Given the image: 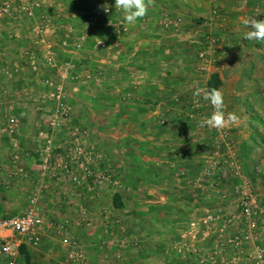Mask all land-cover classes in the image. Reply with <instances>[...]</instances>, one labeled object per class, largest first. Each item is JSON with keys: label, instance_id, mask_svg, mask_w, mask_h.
Segmentation results:
<instances>
[{"label": "crops", "instance_id": "1", "mask_svg": "<svg viewBox=\"0 0 264 264\" xmlns=\"http://www.w3.org/2000/svg\"><path fill=\"white\" fill-rule=\"evenodd\" d=\"M98 1L42 0L34 17L0 16V212L21 211L40 185L38 129L54 116L58 95L70 113L59 142L72 125L91 128L108 159L112 148L119 185L83 194L91 227L81 224L75 205L53 186L40 191L50 219L41 228V243L26 247L25 262L76 264L70 258L72 245L56 227L67 221L87 245L91 264H121L120 253L129 264H210L198 256L217 255L220 244L190 223L205 213L203 204L223 200L224 177L206 179L202 173V150L208 147L198 117L185 108L182 89L190 69L180 58L184 49L161 43L180 35L143 31V20L127 24L115 0ZM105 4L108 14L102 12ZM17 151L31 156L13 160ZM21 168L30 178L4 190V182ZM213 182L215 189L209 188ZM114 190L123 202L119 207ZM141 190L144 204L124 205L127 196L137 198ZM107 219L115 225L113 239L101 246L110 238L102 226ZM123 237L136 246L123 247Z\"/></svg>", "mask_w": 264, "mask_h": 264}, {"label": "rangeland", "instance_id": "2", "mask_svg": "<svg viewBox=\"0 0 264 264\" xmlns=\"http://www.w3.org/2000/svg\"><path fill=\"white\" fill-rule=\"evenodd\" d=\"M252 18L264 20V0H155V5L140 18L144 22L143 31L150 30L163 36L171 33L180 35L164 39L161 43L166 47L175 42L184 49L180 58L190 69L184 76L187 85L182 89L187 99L185 108L190 110L191 116L198 117V129L200 135L206 138L204 144L208 147L202 150V161L205 160L202 165L212 156L219 157L223 164L225 160L233 161L227 169H216L224 177L219 187L222 196L234 189L232 167H239L251 180L255 192L264 196V41L244 38L249 30L244 20ZM200 52L202 57H199ZM213 73H218L222 81L219 89L223 93L226 112L238 116L236 125L230 123L221 129L200 126V122L211 115L213 107L203 98V92L199 97L194 96V92L197 88L209 90L207 84ZM96 136L93 132V141L99 148ZM109 150V159L103 154L114 169V153L112 148ZM124 172L128 174V170ZM202 173L206 179L209 177L204 171ZM209 188L215 189V186ZM117 192L114 190V194ZM203 192L208 194V191ZM144 195L141 190L137 198L127 196L123 200L124 205H132L135 201L144 204ZM208 197L207 201L211 198ZM230 199L213 200L211 205L205 200L203 205L210 210L221 205L233 210ZM239 226L238 220L233 221L231 228L225 229L224 237L235 232ZM219 254L221 252H217ZM27 255L29 252L24 249L17 259L14 258L15 264H27ZM0 264H7V258L0 257Z\"/></svg>", "mask_w": 264, "mask_h": 264}, {"label": "built area", "instance_id": "3", "mask_svg": "<svg viewBox=\"0 0 264 264\" xmlns=\"http://www.w3.org/2000/svg\"><path fill=\"white\" fill-rule=\"evenodd\" d=\"M41 2L42 0H0V16L34 17L41 7ZM102 12L108 14L110 10ZM202 56L203 53L200 52L199 57ZM53 101L56 107L55 114L44 120L43 127L38 129L36 140L40 185L36 192L28 197L27 205L21 211L13 214L0 212V257H7L8 264H15L13 258L20 253L23 245L36 247L42 241L41 228L45 221L50 219L40 195V191L42 192L45 187L53 186L62 199L74 204L81 224L91 227L93 217L88 200L83 194L87 191L100 190L105 186L119 185L115 170L95 145L93 132L88 127L72 125L69 134L63 135L59 142L58 133L65 121L70 118V113L61 102L60 96H54ZM14 132L13 129L12 137H15ZM19 152L12 154L13 160L31 156L28 151L20 152L23 155ZM228 162L225 160L223 164L219 157L212 156L204 165V173L222 178L216 169H227L233 161ZM231 170L233 171L231 176L235 180L234 189L232 193L222 197L225 200L231 198L233 210L222 205L216 209H207L197 221L190 223L194 229L201 230L202 234L218 236L216 243L221 246V254L212 255L210 258L198 257L210 264H264V196L255 192L251 180L239 167H232ZM11 174L9 180L3 184L4 190L10 191L18 180L29 179L31 175L23 168ZM210 186L214 187V182ZM235 220H238L239 228L224 237L226 230L231 228ZM102 226L105 233L110 236L101 244L106 246L113 239L115 225L107 219ZM56 227L62 232L65 242L73 247L70 253L72 261L76 264H91V253L87 245L74 236L70 223L59 222L56 223ZM219 227L221 232H218ZM2 231L9 234H2ZM122 239L123 247L136 246L133 241L125 237ZM119 258L122 260L121 264H129L123 259L122 253Z\"/></svg>", "mask_w": 264, "mask_h": 264}, {"label": "clouds", "instance_id": "4", "mask_svg": "<svg viewBox=\"0 0 264 264\" xmlns=\"http://www.w3.org/2000/svg\"><path fill=\"white\" fill-rule=\"evenodd\" d=\"M155 5V0H115V9H120L124 13V20L127 24H135V22L143 18L150 7ZM103 11L108 12L109 6L103 5ZM245 26L249 29L244 38L247 40L264 41V20L261 19H246L244 20ZM204 93L203 98L209 101L213 107V112L209 117L200 122L201 127H209L221 129L228 126L230 123H235L238 116L233 112H226L223 93L218 88L210 90H202L197 88L194 96L199 97Z\"/></svg>", "mask_w": 264, "mask_h": 264}, {"label": "trees", "instance_id": "5", "mask_svg": "<svg viewBox=\"0 0 264 264\" xmlns=\"http://www.w3.org/2000/svg\"><path fill=\"white\" fill-rule=\"evenodd\" d=\"M221 83H222V81H221V79L219 77V74L218 73H213L211 79L208 81L207 86H208L209 90L212 89V88H218L219 89V87L221 86ZM113 199H114V205L116 207H119V206L122 205V203L120 201L121 200L120 199V195L118 193L114 194ZM24 249H26V246L23 245L21 250H20V252H23ZM28 259H29V255H27V260Z\"/></svg>", "mask_w": 264, "mask_h": 264}]
</instances>
